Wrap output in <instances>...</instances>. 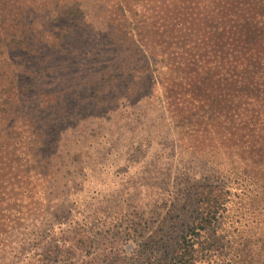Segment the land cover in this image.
Instances as JSON below:
<instances>
[{
  "label": "rangeland",
  "instance_id": "rangeland-1",
  "mask_svg": "<svg viewBox=\"0 0 264 264\" xmlns=\"http://www.w3.org/2000/svg\"><path fill=\"white\" fill-rule=\"evenodd\" d=\"M255 17L0 0V264H264Z\"/></svg>",
  "mask_w": 264,
  "mask_h": 264
},
{
  "label": "trees",
  "instance_id": "trees-1",
  "mask_svg": "<svg viewBox=\"0 0 264 264\" xmlns=\"http://www.w3.org/2000/svg\"><path fill=\"white\" fill-rule=\"evenodd\" d=\"M254 24H249L250 22L248 23H245L243 25V27H247V30L248 29H260V30H264V20L263 19H260L258 20L256 17L254 18ZM248 25V26H247ZM253 25V26H252ZM256 32V31H255ZM257 33V32H256ZM258 34V33H257ZM262 36H261V39L263 40L264 38V35H263V31L261 32ZM199 228H202V226H199ZM177 264H182V261H181V257L177 258Z\"/></svg>",
  "mask_w": 264,
  "mask_h": 264
}]
</instances>
